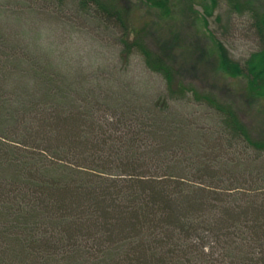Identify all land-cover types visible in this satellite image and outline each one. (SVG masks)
<instances>
[{"label":"trees","instance_id":"obj_1","mask_svg":"<svg viewBox=\"0 0 264 264\" xmlns=\"http://www.w3.org/2000/svg\"><path fill=\"white\" fill-rule=\"evenodd\" d=\"M55 2L116 35L117 59L137 56L160 88L55 59L0 0V264H264V137L185 90L165 44L151 52L111 3ZM144 3L170 14L169 0ZM207 3L247 18L258 47L235 61L210 34L198 58L264 101V0Z\"/></svg>","mask_w":264,"mask_h":264},{"label":"rangeland","instance_id":"obj_2","mask_svg":"<svg viewBox=\"0 0 264 264\" xmlns=\"http://www.w3.org/2000/svg\"><path fill=\"white\" fill-rule=\"evenodd\" d=\"M103 1L121 11L125 20L137 29L138 34H142L151 52L159 53V46L165 44V51L173 57L174 64L182 67L176 81L185 90L193 89L197 95H209L225 105H231L252 138L264 137V101L250 102L248 96L252 94L246 91L245 79L227 77L224 73L214 75L208 63L197 56V50L204 46L209 51L215 50L210 34L224 44L235 61H245L249 55L257 52L258 43L247 18L229 15L225 22L226 9L223 4L213 15L211 11L204 13L208 0H169L168 16L147 6L144 0ZM4 3L21 18L14 32H22L20 28L26 27L30 37H36L39 43L41 40L45 45L56 46L57 49L53 47L55 59L68 60L75 67L80 66L94 73L93 76L98 79H106L108 70L112 69L122 83L131 88L144 91L147 87V90L153 91V95L155 91L158 93L160 79L157 75L141 66L137 56L132 55L128 62L117 59L118 46L114 45L116 35L101 34L95 25L86 23L85 17L76 16L70 6L59 8L53 0H4ZM259 12L264 13L262 10ZM217 16H224V21L218 23ZM101 65L105 68L95 73ZM193 68V73L184 72ZM210 241L207 239V243ZM204 245L207 246L206 243Z\"/></svg>","mask_w":264,"mask_h":264}]
</instances>
